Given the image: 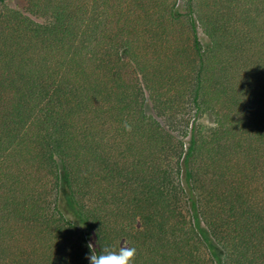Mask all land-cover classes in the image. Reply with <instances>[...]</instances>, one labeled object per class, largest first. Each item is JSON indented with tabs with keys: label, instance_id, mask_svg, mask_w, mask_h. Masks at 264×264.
I'll return each instance as SVG.
<instances>
[{
	"label": "trees",
	"instance_id": "16d2710c",
	"mask_svg": "<svg viewBox=\"0 0 264 264\" xmlns=\"http://www.w3.org/2000/svg\"><path fill=\"white\" fill-rule=\"evenodd\" d=\"M20 1L0 0V264H88L89 243L264 264V0Z\"/></svg>",
	"mask_w": 264,
	"mask_h": 264
},
{
	"label": "clouds",
	"instance_id": "9594fccd",
	"mask_svg": "<svg viewBox=\"0 0 264 264\" xmlns=\"http://www.w3.org/2000/svg\"><path fill=\"white\" fill-rule=\"evenodd\" d=\"M89 254L86 256L88 264H135L136 248L121 247L113 250L110 247L94 248L92 243L88 244Z\"/></svg>",
	"mask_w": 264,
	"mask_h": 264
},
{
	"label": "rangeland",
	"instance_id": "374dc122",
	"mask_svg": "<svg viewBox=\"0 0 264 264\" xmlns=\"http://www.w3.org/2000/svg\"><path fill=\"white\" fill-rule=\"evenodd\" d=\"M7 3L12 8L22 9L24 7V3L20 0H7ZM201 39H204L203 36H201ZM145 109L148 113H150L151 109L148 101L146 102ZM211 120L212 119L208 114H203L202 117L198 120L197 124L202 127L209 128L211 126ZM61 202L62 206L67 209L68 213L73 211L64 187L61 188Z\"/></svg>",
	"mask_w": 264,
	"mask_h": 264
}]
</instances>
